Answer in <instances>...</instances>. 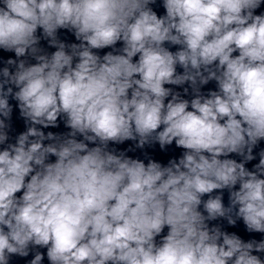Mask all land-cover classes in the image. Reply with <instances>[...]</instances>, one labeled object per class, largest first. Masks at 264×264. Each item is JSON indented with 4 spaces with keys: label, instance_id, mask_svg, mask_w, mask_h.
I'll return each instance as SVG.
<instances>
[{
    "label": "clouds",
    "instance_id": "obj_1",
    "mask_svg": "<svg viewBox=\"0 0 264 264\" xmlns=\"http://www.w3.org/2000/svg\"><path fill=\"white\" fill-rule=\"evenodd\" d=\"M157 4L0 0V264H264V0Z\"/></svg>",
    "mask_w": 264,
    "mask_h": 264
}]
</instances>
